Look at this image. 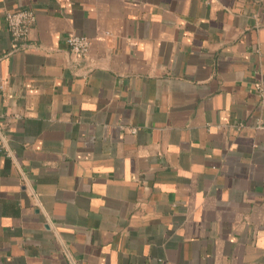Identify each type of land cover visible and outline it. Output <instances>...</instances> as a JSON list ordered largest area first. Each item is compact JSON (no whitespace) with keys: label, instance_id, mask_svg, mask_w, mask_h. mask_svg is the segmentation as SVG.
<instances>
[{"label":"crops","instance_id":"obj_1","mask_svg":"<svg viewBox=\"0 0 264 264\" xmlns=\"http://www.w3.org/2000/svg\"><path fill=\"white\" fill-rule=\"evenodd\" d=\"M259 83L264 0H0V264H264Z\"/></svg>","mask_w":264,"mask_h":264},{"label":"built area","instance_id":"obj_2","mask_svg":"<svg viewBox=\"0 0 264 264\" xmlns=\"http://www.w3.org/2000/svg\"><path fill=\"white\" fill-rule=\"evenodd\" d=\"M36 21L34 12L30 10L9 11L5 14V23L9 34L15 42L25 41L29 38L32 27ZM67 47L77 56H86L90 51V40L79 35H70L65 41ZM260 95H264L261 83L257 85Z\"/></svg>","mask_w":264,"mask_h":264}]
</instances>
